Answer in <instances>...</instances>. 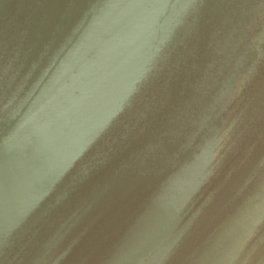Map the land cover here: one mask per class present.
<instances>
[{
  "label": "water",
  "instance_id": "obj_1",
  "mask_svg": "<svg viewBox=\"0 0 264 264\" xmlns=\"http://www.w3.org/2000/svg\"><path fill=\"white\" fill-rule=\"evenodd\" d=\"M0 264H264V0H0Z\"/></svg>",
  "mask_w": 264,
  "mask_h": 264
}]
</instances>
